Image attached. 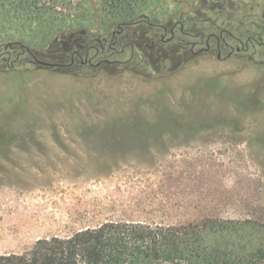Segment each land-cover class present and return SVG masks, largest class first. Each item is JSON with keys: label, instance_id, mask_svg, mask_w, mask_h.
<instances>
[{"label": "rangeland", "instance_id": "obj_1", "mask_svg": "<svg viewBox=\"0 0 264 264\" xmlns=\"http://www.w3.org/2000/svg\"><path fill=\"white\" fill-rule=\"evenodd\" d=\"M77 1L69 13L83 17L64 32L79 23L103 35L98 1ZM207 1L150 0L145 11L163 24L190 14L210 29ZM227 8L246 24L264 0ZM1 24L0 40L19 37ZM134 43L126 68L0 72V255L108 220L264 223V67L227 51L218 58L213 46L184 55L178 39L155 49L146 38ZM49 45L28 47L49 62Z\"/></svg>", "mask_w": 264, "mask_h": 264}, {"label": "trees", "instance_id": "obj_2", "mask_svg": "<svg viewBox=\"0 0 264 264\" xmlns=\"http://www.w3.org/2000/svg\"><path fill=\"white\" fill-rule=\"evenodd\" d=\"M97 1L99 13L95 18L100 20L101 36L89 34L78 22L81 30L64 32L75 27L74 18L83 17L69 13L78 7L79 1L72 4L70 0H0L1 28H5L8 36L10 29L20 34L16 39L0 40V72L30 64L48 66L45 68L55 73L75 72L84 58L99 57L100 61L114 54L128 59L134 52V42L143 39L142 36L148 32L162 34L163 28H170L182 19L184 31L198 34L194 42L205 41L201 29H197L198 18L190 14L163 24L146 13L150 0ZM229 1L208 0L206 11L210 19L206 20L210 33L220 40L224 37L226 43L236 47L243 31L239 28L241 23L236 24L235 14L226 13ZM112 31L117 33V42H121L116 54L108 44L115 41ZM32 32L39 34L34 36ZM60 33L56 44L53 38ZM248 33L254 35L256 31ZM204 34L207 36L208 31ZM50 40L51 45L44 51L50 61L43 65L28 46L44 48ZM223 40L220 43L224 46ZM250 44L255 45L253 59L250 56L247 60L261 65L264 44L254 41ZM0 264H264V223L218 218L178 225L108 220L66 237L38 239L25 253L0 255Z\"/></svg>", "mask_w": 264, "mask_h": 264}, {"label": "flooded vegetation", "instance_id": "obj_3", "mask_svg": "<svg viewBox=\"0 0 264 264\" xmlns=\"http://www.w3.org/2000/svg\"><path fill=\"white\" fill-rule=\"evenodd\" d=\"M254 19L252 21H248L246 24H241L240 25V29H242L243 33H241L242 35L239 36L240 39V43L239 46L236 47H232L231 45H229L228 43H226V40L224 39V37L221 39L224 42V46L221 45L220 43V39L216 37L215 34L210 33L209 32V28H205V29H201V31L199 30V32H201L202 38H205V46H201L199 47V49L196 51L195 48L197 46H199L200 42L195 41V39H197V33H192V34H188L186 31H184V22L183 19L182 21H178V23H175L174 25H172L170 28H163V33L162 34H158V33H153V32H148L145 36H142L143 39H148V41H150L151 43L148 45L149 49H155L156 47L159 46H164L166 43H168L171 40L174 39H178V41L180 40V43L185 46V48L183 50V54H196L198 52H208L211 51V48L213 46L214 49L217 50L218 54L217 57L220 58L221 57V52L222 51H227V57H230L233 54H239L242 58H244L245 60H247L251 55H252V51L255 47V45H251L249 46V43L254 41L257 42L258 45H262L264 44V13L263 12H258L255 13L254 15ZM252 29H255L256 33L253 34H249V31H252ZM197 31V30H195ZM208 34L207 36H205L204 32H207ZM188 34V35H187ZM117 33L115 31H112V37L114 38L115 41H112L111 43H108L109 46L113 49V52L116 54L117 52H119L118 47L121 46V42H117ZM166 35H169L168 38H165ZM248 35H250L248 37ZM116 38V39H115ZM142 39V40H143ZM216 40V43H214V41ZM65 42H63L64 44ZM136 48V44L134 43V50ZM227 48V49H226ZM251 49V51H250ZM134 54V52H133ZM133 54L131 55L130 58L128 59H124V58H113L114 54L109 55L108 58H102L100 61L98 60L96 62V64L92 65V62L94 59L91 58H84L80 61L79 65L80 67H84L86 65H89L91 67H102L105 64H113L116 63L117 65L123 66L124 68H126L127 63L129 61H131V59L133 58ZM253 56H251L250 58H252ZM113 58V59H112ZM74 62V59H73ZM260 63L262 65H264V60H260ZM258 64V63H255ZM72 65V64H70ZM48 67V66H45ZM264 67V66H263Z\"/></svg>", "mask_w": 264, "mask_h": 264}, {"label": "water", "instance_id": "obj_4", "mask_svg": "<svg viewBox=\"0 0 264 264\" xmlns=\"http://www.w3.org/2000/svg\"><path fill=\"white\" fill-rule=\"evenodd\" d=\"M41 64H43V65H47V62H44V61H39Z\"/></svg>", "mask_w": 264, "mask_h": 264}]
</instances>
